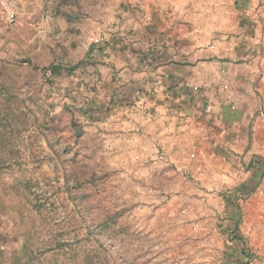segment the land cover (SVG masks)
Instances as JSON below:
<instances>
[{"label": "rangeland", "instance_id": "1", "mask_svg": "<svg viewBox=\"0 0 264 264\" xmlns=\"http://www.w3.org/2000/svg\"><path fill=\"white\" fill-rule=\"evenodd\" d=\"M17 1L16 25L0 24V264H264V157L255 177L239 157L236 176L212 184L196 167L210 147L195 143L207 133L196 121L216 104L181 110L169 132L140 126L143 111L114 79L117 41L131 24L172 17L170 0L166 10L163 0ZM233 1L179 4L211 8V20ZM263 124L245 137L263 140ZM203 160V171L219 163Z\"/></svg>", "mask_w": 264, "mask_h": 264}, {"label": "crops", "instance_id": "2", "mask_svg": "<svg viewBox=\"0 0 264 264\" xmlns=\"http://www.w3.org/2000/svg\"><path fill=\"white\" fill-rule=\"evenodd\" d=\"M166 2L162 1L163 10L168 7ZM233 2V7H222L209 20L211 8L204 6V11H198L193 5L183 9L179 0H170L172 17L158 15L162 19L156 23L131 24L129 34L122 37L124 42L117 41L121 49L114 50L109 58L110 65L119 69L114 73L118 87L123 84L121 88L132 98L130 108L136 105L143 111L144 117L137 122L140 126L155 125L169 132L179 123L181 110L198 112L205 102L216 104L218 115H200L196 121V126H204L207 133H200L195 143L210 145L206 151L198 150L201 161L196 167L209 173L212 184H220L227 174L236 176L239 168L232 165L236 158L242 159L244 169L252 157L258 161L264 157V138H257L255 133L250 139L244 135L246 126L259 130L264 123V119L252 117L256 108L264 107V0ZM147 7L153 9L152 4ZM181 14L187 25L174 20H180ZM1 17L0 10V24ZM212 26L221 33L209 32ZM94 47L90 45V49ZM194 82L200 85L199 91L193 90ZM231 104L242 110L240 115L228 112ZM206 158L219 163L211 162L203 171ZM257 170H246V180L255 177ZM253 181L255 184V178ZM241 184L239 181L235 188Z\"/></svg>", "mask_w": 264, "mask_h": 264}, {"label": "built area", "instance_id": "3", "mask_svg": "<svg viewBox=\"0 0 264 264\" xmlns=\"http://www.w3.org/2000/svg\"><path fill=\"white\" fill-rule=\"evenodd\" d=\"M0 10L2 21L7 26L13 27L16 25L19 13V4L17 0H0ZM206 108L211 111V109L214 108V105L207 104Z\"/></svg>", "mask_w": 264, "mask_h": 264}, {"label": "trees", "instance_id": "4", "mask_svg": "<svg viewBox=\"0 0 264 264\" xmlns=\"http://www.w3.org/2000/svg\"><path fill=\"white\" fill-rule=\"evenodd\" d=\"M82 64V61L81 60H79V61H77L76 63H75V65L74 66H71V69L73 70V69H75L77 66H79V65H81ZM48 69H49V71H50V74H53V75H55V74H57V72H59V67H57V65H50L49 67H48ZM1 127V126H0ZM1 132H4L1 128H0V138H2L1 136H2V133ZM2 141V140H1ZM1 160V159H0ZM259 164H260V161H258V159L256 158V159H253V157L249 160V162L247 163V165H246V169L248 170V171H252L253 169H258V167H259ZM263 171L261 172V174L260 175H263ZM117 215H118V213H114V214H112V215H110V220H111V222L112 221H114L115 220V218L117 217ZM110 222V223H111ZM110 223H107V224H110Z\"/></svg>", "mask_w": 264, "mask_h": 264}]
</instances>
